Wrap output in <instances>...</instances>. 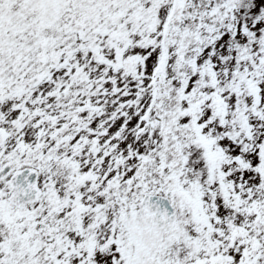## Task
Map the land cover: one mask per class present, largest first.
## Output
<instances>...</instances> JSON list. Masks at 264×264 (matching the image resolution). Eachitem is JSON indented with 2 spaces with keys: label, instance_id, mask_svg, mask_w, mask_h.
Wrapping results in <instances>:
<instances>
[{
  "label": "snow or ice",
  "instance_id": "obj_1",
  "mask_svg": "<svg viewBox=\"0 0 264 264\" xmlns=\"http://www.w3.org/2000/svg\"><path fill=\"white\" fill-rule=\"evenodd\" d=\"M0 264H264V0H0Z\"/></svg>",
  "mask_w": 264,
  "mask_h": 264
}]
</instances>
